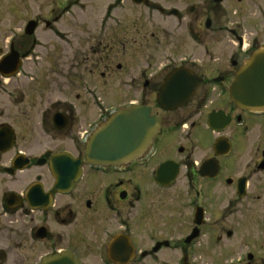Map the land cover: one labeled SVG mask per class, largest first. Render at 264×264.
<instances>
[{
  "label": "flooded vegetation",
  "instance_id": "obj_1",
  "mask_svg": "<svg viewBox=\"0 0 264 264\" xmlns=\"http://www.w3.org/2000/svg\"><path fill=\"white\" fill-rule=\"evenodd\" d=\"M125 1L108 4L96 27L81 29L74 16L71 34L61 27L69 2L50 22L36 18L30 35L28 19L0 50V59L11 46L18 54L17 70L0 80L13 90L25 80L18 97L30 122L21 134L0 121L14 133L0 150V264H264V108L230 96L240 67L264 49V0H131L154 22L140 23L151 32L136 57L148 65L130 82L121 74L128 24L117 15ZM40 25L56 36V55L27 77L23 62L43 49ZM169 75L179 84L170 93L190 95L165 108L157 95ZM97 78L131 88L159 124L141 155L117 166L84 159L87 139L114 112Z\"/></svg>",
  "mask_w": 264,
  "mask_h": 264
},
{
  "label": "rangeland",
  "instance_id": "obj_2",
  "mask_svg": "<svg viewBox=\"0 0 264 264\" xmlns=\"http://www.w3.org/2000/svg\"><path fill=\"white\" fill-rule=\"evenodd\" d=\"M76 1V3L63 14L61 27L65 33H72L74 25L73 17L79 18V23L85 24L81 26V29L86 27H96L101 13L104 12L105 7L111 4L114 0H0V50L6 52L9 46V38L15 32L18 34L23 30L24 25L28 19L35 20L47 18L49 22L52 17L60 12L62 5H66L69 2ZM150 6L154 0H149ZM166 2L168 0H165ZM124 9L119 14L126 21L127 25V44H128V58L121 71L122 75H127V80L130 82V78L139 72L138 67L142 64L147 66L146 62H141L137 58V40L141 38L142 33L148 34L151 32V26H140V23L145 24L153 23V15L147 10L135 6L131 0H126L123 4ZM141 13H143L144 20H141ZM56 26V25H55ZM44 26H38L34 33L35 38L42 40L43 49H37L36 58L32 60H25L21 74L27 77L31 76L30 71L38 70V72L45 69V61L52 60V56L56 55L55 47L57 45V38L52 31H44ZM142 29V31L140 30ZM50 49V50H49ZM51 49H54L51 51ZM48 50V52H46ZM42 59V62H41ZM120 60V59H118ZM114 62V61H112ZM41 75V74H39ZM119 73L113 75V77H119ZM21 79V80H19ZM17 80L18 87L14 88V82L12 79L0 80V121H13L16 129L19 133H25V128L30 122L27 121L24 113L26 112V99L21 101L18 95L20 92H25L21 82L25 81L23 78ZM115 78L108 80L106 83L99 81L97 78L96 85L102 92L103 100L112 106V111L119 110L129 103H136L137 95L130 88L128 91L119 92L117 89L112 88ZM99 81V82H98ZM26 86V84H25ZM16 95V98H15Z\"/></svg>",
  "mask_w": 264,
  "mask_h": 264
},
{
  "label": "water",
  "instance_id": "obj_3",
  "mask_svg": "<svg viewBox=\"0 0 264 264\" xmlns=\"http://www.w3.org/2000/svg\"><path fill=\"white\" fill-rule=\"evenodd\" d=\"M135 4L148 3V0H132ZM37 23L29 21L25 27V34L33 33ZM19 57L10 47L9 52L0 59V74L8 77L17 70ZM174 79V80H173ZM177 78L167 76L157 95L158 103L165 108L184 103L190 93L186 95L170 93ZM176 96L178 99H172ZM231 99L242 108H264V49L255 51L250 59L240 67V70L230 86ZM159 130L158 120L150 114L148 107L128 105L114 113L98 127L87 139L84 148V159L93 165L117 166L137 158L149 146L152 138ZM10 135V138H8ZM14 133L8 126L0 128V150L3 151L11 144ZM59 162L70 163L66 157L59 158ZM79 162H76L72 177L79 175ZM65 167V166H64ZM163 173V167L158 174ZM59 183V182H58ZM44 264H69L67 259H50Z\"/></svg>",
  "mask_w": 264,
  "mask_h": 264
}]
</instances>
